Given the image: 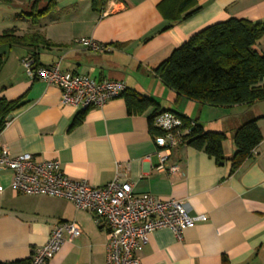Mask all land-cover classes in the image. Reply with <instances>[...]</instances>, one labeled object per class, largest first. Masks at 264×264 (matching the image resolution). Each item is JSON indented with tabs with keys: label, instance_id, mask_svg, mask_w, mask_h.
<instances>
[{
	"label": "crops",
	"instance_id": "1",
	"mask_svg": "<svg viewBox=\"0 0 264 264\" xmlns=\"http://www.w3.org/2000/svg\"><path fill=\"white\" fill-rule=\"evenodd\" d=\"M3 1L21 10H39L49 2L0 0V5ZM161 1L108 0L101 14L91 10L92 0H56L37 25L16 28L20 34L39 32L56 45L40 48V65L59 64L62 70L96 80L121 81L126 89L154 99L161 111L178 112L198 120L205 130L226 134L223 164L204 151L179 146L170 163L180 171H158L148 122L152 111L130 116L122 96L89 109L82 123L71 128L82 109L62 105L60 88L28 76L22 60L32 54L20 47L11 49L0 72V99L24 97L25 104L8 116L0 150L8 148L13 157L29 153L38 161L58 160L69 177L97 187L119 178L130 182L135 193L179 200L191 215L206 217L186 230L183 240L168 228L155 231L142 264H264V101L216 108L178 99L153 72L211 24L230 18L264 22V0H197L200 11L165 31L166 21L157 8ZM81 38L109 49L86 50L76 43ZM263 39L255 47L261 53ZM251 119H258L263 141L231 174L234 134ZM12 179L11 170L0 168L1 262L31 258L58 223L76 221L82 235L67 241L47 264H106V233L91 213L65 199L17 194Z\"/></svg>",
	"mask_w": 264,
	"mask_h": 264
},
{
	"label": "built area",
	"instance_id": "2",
	"mask_svg": "<svg viewBox=\"0 0 264 264\" xmlns=\"http://www.w3.org/2000/svg\"><path fill=\"white\" fill-rule=\"evenodd\" d=\"M76 43L84 49L102 52L109 46L90 38ZM31 78L57 86L61 90V104L74 108H101L119 98L126 90L121 81L96 80L69 70L59 64L38 65L31 57L22 60ZM173 112L164 111L155 116L153 127L162 132L154 137L157 170L169 175L180 171L170 163L173 149L183 143L188 130ZM0 168L12 171V190L17 194L61 198L74 204L77 210L91 213L96 224L106 233V264H142V253L150 236L157 230L168 228L183 240L184 232L206 221L204 215H191L185 204L176 199L159 200L155 196L134 192L130 182L115 178L105 186H93L86 180L69 177L58 160H36L33 154L11 156L6 147L0 150ZM82 235L76 221L58 223L48 241L32 254V264H47L67 241Z\"/></svg>",
	"mask_w": 264,
	"mask_h": 264
},
{
	"label": "trees",
	"instance_id": "3",
	"mask_svg": "<svg viewBox=\"0 0 264 264\" xmlns=\"http://www.w3.org/2000/svg\"><path fill=\"white\" fill-rule=\"evenodd\" d=\"M107 1L92 0L91 10L102 14ZM55 4L56 0H49L41 11L36 10L27 16L38 20L49 13ZM157 8L166 21L162 31L170 29L201 9L197 0H162ZM263 37L264 22L235 18L217 22L193 34L153 72L163 85L176 93L178 99L186 98L216 108L252 106L264 101V53L255 48ZM54 46L56 45L39 32L20 34L16 27L5 30L0 34V72L6 60V52L3 51L5 49L9 51L14 47L25 48L40 65V48ZM122 97L130 116L143 115L151 110L148 118L150 133L153 138L162 135V132L153 127L155 116L164 112L160 110L158 102L128 89L123 92ZM24 104V97L16 101L0 99V133L6 126L8 116ZM87 111L89 109L77 114L71 128L82 123ZM169 112L176 113L183 121L182 128L188 130L181 146L204 151L218 164L227 160L223 149L226 134L205 130L198 120L175 111ZM262 141L258 119H251L236 130L233 137L236 151L230 159L231 174L254 156ZM0 264H32V257L10 262L0 261Z\"/></svg>",
	"mask_w": 264,
	"mask_h": 264
},
{
	"label": "rangeland",
	"instance_id": "4",
	"mask_svg": "<svg viewBox=\"0 0 264 264\" xmlns=\"http://www.w3.org/2000/svg\"><path fill=\"white\" fill-rule=\"evenodd\" d=\"M0 5V34H2L5 30L17 27V26H33L39 23V20L44 16L38 18V20H34L30 16H27L29 13H33L36 10L30 7V9H19L15 8L14 6L10 5L9 2L3 1ZM48 2V1H47ZM46 3L45 5H47ZM44 6H40L39 10L41 11ZM264 40V39H263ZM17 48V47H16ZM17 50V49H16ZM19 50V49H18ZM6 52V57L9 58L11 54V50L7 51L6 49L3 50Z\"/></svg>",
	"mask_w": 264,
	"mask_h": 264
}]
</instances>
